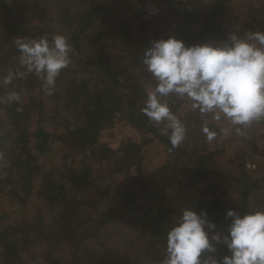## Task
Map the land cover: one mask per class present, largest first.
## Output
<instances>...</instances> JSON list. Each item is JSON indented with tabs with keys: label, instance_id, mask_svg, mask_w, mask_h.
Returning a JSON list of instances; mask_svg holds the SVG:
<instances>
[{
	"label": "trees",
	"instance_id": "obj_1",
	"mask_svg": "<svg viewBox=\"0 0 264 264\" xmlns=\"http://www.w3.org/2000/svg\"><path fill=\"white\" fill-rule=\"evenodd\" d=\"M56 1L57 13L51 17L48 7L40 0H0V44H6L9 47L0 48V90L5 87L1 79L5 75L6 67L9 68V65H12L9 64L10 56L13 54L16 57L15 52L18 51L16 39L27 42L35 37L64 35L72 46L71 56H77L80 60L85 49L89 48L85 45L86 37L104 39L106 33L108 36L114 33L116 41H119L116 35L122 37L119 41L121 43H116L117 46H122L121 49L127 50L126 55L110 50L114 52V57L121 58L119 63H128L133 65L134 69L144 66L142 51L145 47H149L152 38L144 34L138 37L135 34L143 25V22H140L133 30V18L139 16L137 12L121 17L119 14L113 15L115 12L107 3L99 4L94 1V3H89L91 5L87 3L83 7H77L80 0H75V6L69 4L67 2L69 0ZM169 1L172 3L173 0ZM179 1L181 3L186 0ZM190 1L187 0L186 7L182 8L187 16L196 11L188 7ZM206 1L211 5L210 8L199 10L197 14L192 15L195 16L192 19L194 25H198L192 29V33H186L190 36L189 40L194 38L195 44L202 43V37L218 40L224 38L222 23L227 17L228 7L223 0ZM31 2L32 5H36L38 11L31 13L26 11V5H30ZM147 2L148 0H140L142 9ZM24 11L27 15H23ZM26 17L36 20L34 27H27L24 22H27ZM110 17L115 18L113 26H108ZM47 21L51 25H48ZM37 28L38 33L34 36ZM49 29L54 32L50 34ZM99 60L101 63L93 70L80 67L62 69L56 77V89L46 91L43 87L44 82H42L40 91L37 93L40 96L39 100L30 97V102L27 104L17 101L6 103L2 100L1 102L0 108L4 112L0 113V192L4 193L3 195L11 205H17L20 208L21 215L13 221L0 223V264L16 262L27 264L29 260L22 262L25 258L23 251H26L27 247L30 248L32 244L38 245L40 256L48 262L42 264H101L105 259L100 254L101 252L106 253V250L103 248L100 250L94 244L101 243L102 232L112 230L118 236H123L124 233L127 243H137L141 246L140 248L144 249L147 255L145 264H161L167 231L175 217L180 214L181 209L187 206L181 198H174L175 192L180 196H185L192 186L202 188L201 196L189 201L193 210L197 213L206 210L208 219L216 223L218 228L229 223V220L225 219V213L229 208L219 195L221 182L212 178L213 173L208 167L213 162L215 153L210 148L207 150L208 147L195 146L197 145L194 140L196 138H190L185 145L181 144L172 148L168 135L162 134L164 124L156 125L141 111L144 99H147V93H143L142 97L132 101L127 100V97L119 93V87L123 88L124 85L122 72L117 70L120 68L119 65L112 67L111 64L105 63L106 60L102 55L99 56ZM86 71L90 73L99 71L110 79L108 83L111 84L92 85L90 79L82 75ZM61 74L65 77L62 78ZM23 81L25 80L18 82ZM33 82L28 81L26 84L33 86L35 85ZM49 92L56 97L52 109L47 107V101L51 97ZM50 100L53 99L50 98ZM167 101L170 110L179 117L177 111H180L182 99L172 95L167 98ZM48 110L53 112L51 116H54L57 122L61 120L63 123L61 125L64 126L63 131H61L60 123H56V131H54L39 122L31 138L30 119L36 118L42 121V118H45V111L48 113ZM116 113L122 114L129 123L143 132L140 142H131L121 146L119 149L122 155H117L118 160L113 159L112 182L113 180L121 181L123 182L122 187L113 190L110 186L103 184L105 181L98 182L97 175L94 176L86 165L75 166L66 163V166L49 170L38 163L32 151L34 138L42 151L47 149L46 142L50 138L53 141L59 140L60 145H64L66 150L81 148L80 151L75 152L73 161H76L80 154L85 157H102L109 149L103 147L98 136L104 126L113 123ZM259 120L262 121L264 128V118ZM206 121L209 126H215L211 119H206L199 113L189 122L190 130L194 132L199 129L202 135V125ZM2 132L3 135H1ZM200 135L197 137L200 138ZM156 139H160L168 147L169 157L172 159L155 172H148L142 164L143 160L146 163L148 157L145 149L149 150L146 145ZM258 145L256 152H261ZM86 150H89V153ZM170 153H174V156L172 157ZM187 154L190 156L187 159L188 162L183 163V166L180 165V158ZM128 164L129 166L138 165L137 171L140 174L124 175L121 180H118L115 174L121 172ZM243 171L244 180L240 183L245 192H248L251 191L249 189H252L254 183L251 181L250 174ZM170 189L176 191L168 194ZM33 195L35 197H32ZM260 196L264 199V194ZM157 198L161 199L159 205L148 203L149 200ZM34 199L37 202L46 203L49 209L47 216L44 212L41 214L35 212L32 204ZM247 206V197H245L244 210L241 215L252 212L247 209ZM261 210H264V207ZM2 217H5V214H2ZM120 222L123 225L120 226ZM76 237L77 239L74 240ZM69 245L71 249L76 248V250L68 258L63 255L60 257L62 250L66 252L70 249ZM74 245L76 246L73 247ZM90 246H93L92 251ZM54 253L60 258H55ZM228 254L225 246H217L216 256L218 258ZM135 263L139 264L138 260L131 264ZM126 264H130V261Z\"/></svg>",
	"mask_w": 264,
	"mask_h": 264
},
{
	"label": "rangeland",
	"instance_id": "obj_2",
	"mask_svg": "<svg viewBox=\"0 0 264 264\" xmlns=\"http://www.w3.org/2000/svg\"><path fill=\"white\" fill-rule=\"evenodd\" d=\"M97 2L99 4H108L113 11L115 12L113 15H120L121 17H127L130 16L133 12L138 13V18H133V30L137 27L138 23L143 22V25L135 32V34L139 37L142 34L147 35L151 37V41L160 39V38H167L169 36H174L177 39H180L184 41V43L188 46L194 45V38L193 40H189V35L186 33H192V29L197 27L198 24L194 25V19L195 15L197 14V11L199 10H205L207 8H210V4L206 0H191L189 8L196 9L192 13V15H186L184 10L182 8L186 7L187 0L184 2L179 3V0H173L172 3H170L169 0L165 1H149L147 2V5L143 7L140 5V0H80L77 7L79 6H85V4L94 3ZM179 1V2H178ZM224 3L227 5V17L223 21L222 25V31L224 34V38L221 39H207L206 37H202L201 41L202 43L205 42H212V43H219L222 41H225L227 39V36L230 33H237L238 35H243L245 31H264V0H223ZM42 4H45L46 7H48L49 15L52 17L53 14L57 13V9L55 7V4H57L56 0H40ZM69 4L74 5L75 0H69L67 1ZM66 2V3H67ZM30 5H26V11L29 13L38 11L36 8V5H32V2L29 3ZM34 4V2H33ZM172 4V6H170ZM91 5V4H89ZM82 9V8H81ZM142 10V11H141ZM208 10V9H207ZM26 11L23 12V15H27ZM1 15V14H0ZM236 16H238L236 18ZM194 17V18H193ZM27 27L32 28L36 24V20H32L28 17ZM132 18V17H131ZM114 17H110L108 20V26H113V20ZM31 22V24H30ZM48 22V21H47ZM48 25H51L48 22ZM54 25V24H53ZM59 25H57L58 27ZM131 26V25H130ZM112 29V27H110ZM199 29V26H198ZM51 30V29H49ZM56 30V29H55ZM54 32L51 30L49 32L52 34ZM38 33V28L36 29V33L34 36H36ZM210 33V31H208ZM211 34V33H210ZM219 35V34H218ZM49 39H51V36H47ZM116 37L119 39V41L122 39L121 36ZM87 42L85 45L86 47H89L85 49L82 59L79 60L77 56H71V63L66 68L75 69L77 67H80L81 69H90L93 70L96 68L101 62L99 60V56L102 55L103 58L106 60L105 63H109L112 65V67H115L116 65H119L120 68H117L118 72H122L123 75V88L119 87V93L120 95H123L127 97V100H134L139 97H142L143 93H148V91L154 86V80L150 73H148L145 69V66L140 68H133V65L125 64V62L119 63L120 59L119 57H114V52L112 51H118L120 53L126 52L127 50L121 49V47L117 46L116 43H121L119 41H116L115 34L110 33L108 36L106 33V38L101 39L95 38V37H86ZM192 38V37H191ZM199 38V37H197ZM39 38L35 37L37 40ZM19 39H16V41ZM149 42V46L150 43ZM29 42V41H27ZM198 44V43H197ZM201 44V43H200ZM5 47L6 49L9 48L6 46V44H0V48ZM128 47V46H127ZM104 48V50H102ZM114 48V49H113ZM127 49V48H126ZM146 49V47H145ZM144 49V50H145ZM112 50V51H110ZM143 50V51H144ZM142 51V52H143ZM19 53V51H17ZM16 54V57H14L13 54L10 56L9 68L6 67V72L1 81L3 82L4 78L9 75V73L14 74V78L10 84L5 85L4 89L0 90V107L2 105V100L6 103H12L16 101H9L8 96L10 93H17L19 96V100L17 102L22 103H29L30 97H35L36 100L40 99V96L37 95V93L40 91V84L43 82V80L37 76L35 73H27L25 69L20 65L19 56L20 54ZM111 53V54H110ZM125 54V55H126ZM117 74V73H116ZM115 74V75H116ZM84 77H88L91 81L92 85L100 84L101 86H105L110 82V79L106 77L105 75L101 74L99 71H92L82 73ZM61 77L64 78L65 75L61 74ZM20 80H25L23 82H18ZM28 81H34L35 85L30 86ZM56 83V80H55ZM56 89L57 86L54 85L51 89ZM49 89L48 91H50ZM50 93V92H49ZM61 94V93H60ZM51 99L49 98V101H47V107L48 109H52L54 107V100L55 95L52 93ZM168 98V97H167ZM166 98V99H167ZM182 99V103L180 105V111H177V115H179V119L184 123L185 127L187 128V136L183 145L186 144L188 139H194L195 143L198 148L199 147H208L207 150L210 148V150L215 153L214 160L212 163L208 165L209 171L213 173L212 178L215 181H220L221 185L219 186V195L222 197L223 201L226 203L229 209H233L240 214L244 210V198L247 197L248 206L247 209L254 212L257 210H261L264 207V199L261 198L260 195L264 194V128L262 121L259 120L253 121L248 126H239V125H233L226 119H221L220 121H216L212 119L211 114L204 116L206 119H211L214 123V127H211L213 130L217 132V135L215 139H213L211 142H209L206 139L205 134L199 133V129L197 131H191L189 127V122L192 121L193 118H195L199 113L197 111H193L191 108V101H189L187 98H180ZM146 101V99H144ZM38 103V102H37ZM3 107V106H2ZM4 112L0 108V113ZM49 113V114H48ZM45 111V118H42V121L34 119H30L29 121V130L32 136H34V133L36 131L37 126L39 125V122H42L44 126H48V129H53L56 131V123L63 124L61 120L57 122V119L54 116H51L53 112L48 110ZM47 115V116H46ZM122 117L123 115L120 114ZM203 123H201L202 125ZM158 126H161L163 124H156ZM204 124L202 125V127ZM63 131V125H61ZM3 135V132L1 133ZM201 136L200 138L197 136ZM160 141L159 145H162L163 147H166V151L163 152L162 148H159L157 144H151L148 146V149H145V154L151 155L154 152L156 154L152 155L151 159L159 160L157 163H161V165H164V161L167 159H172L169 157V149L167 146H165L160 139H156ZM33 141V142H32ZM32 151H34L38 163L46 169L53 170L56 167H62L66 166L67 164L75 165V166H87L91 171L93 172L94 176L98 178V182L103 183L102 181H105L103 184L110 186L113 190H116L120 187H122L123 182L121 181H115L112 182V177L114 174H112L113 171V159L118 160V157L121 154L120 147H108L105 144L103 147L109 149L107 150V153L103 154L102 157H85L84 155L80 154L77 156V160L73 161L74 154L76 151H80L81 148L77 150V148H71L67 149L64 145H60L59 140L53 141L52 138L48 139L46 142L47 149L40 150L37 146V143L35 141V138L32 140ZM206 143V144H205ZM34 144V145H33ZM260 146L261 152H256V146ZM145 146V147H146ZM65 147V149H64ZM164 149V148H163ZM144 151V149H143ZM162 151V152H160ZM87 153H89V150H86ZM172 157L174 156V153H170ZM119 155V156H117ZM191 155V154H189ZM165 156H167L165 158ZM190 156L182 155V158H180L179 163L183 166V163H187ZM192 157V156H191ZM143 163L146 165L145 170L147 171H156L155 169L152 170L157 166V164L154 161H151L150 164L147 162ZM71 162V163H70ZM67 163V164H66ZM130 163V162H127ZM132 163V161H131ZM133 164V163H132ZM158 166L157 168L161 167ZM179 166V165H178ZM180 166V167H182ZM142 167V166H141ZM138 165L129 166V164L118 174H115V177L118 178V180H121L124 175H131V174H140V172L137 171ZM43 170V169H42ZM248 172L250 174L251 181L254 183L252 184V189H249L251 191L245 192V189L243 188L242 184L240 183L243 179L242 172ZM173 171V170H172ZM1 173V169H0ZM6 176V173H5ZM177 177V176H176ZM215 177V178H214ZM257 179H260L259 181H255ZM1 187V186H0ZM175 191V189H170L168 191V194H171ZM202 188L198 186H192L190 190H188V194L185 196H180L181 200L184 201V203L187 205L185 208H189L193 210V206L191 204L189 205V201L191 199H196L197 197L201 196ZM4 193L0 192V223H6L7 221H13L16 217H19L21 215L20 208L17 205H11L10 201L7 200L6 196L3 195ZM247 195V196H246ZM32 197H35L34 195ZM164 197V196H163ZM161 198V197H160ZM157 198L156 200H149V204L151 205H159L161 202V199ZM165 198V197H164ZM33 208L35 209V212L38 214H41L44 212V215L47 216V211L49 210L46 207V203L37 202L36 199H34ZM38 203V204H37ZM40 204V205H39ZM261 204V206L259 205ZM2 214H5V217H2ZM2 217V218H1ZM119 225H123V223H119ZM227 225H221L218 229L226 230ZM89 232V231H88ZM117 233L112 231L102 232L101 233V243H95L94 245L97 246L100 250L103 248L106 250V253L101 252V256L104 257L105 261H103L101 264H126L134 263L135 260H138L139 264H145L146 260V254L144 252V249L140 248L141 246L137 243H127V237H125L124 233L123 236L116 235ZM79 235V234H77ZM83 236L82 234H80ZM123 237V238H122ZM77 237L74 239L76 240ZM162 240V239H161ZM71 243V242H70ZM160 243V241H159ZM29 246V245H28ZM74 245L73 247H75ZM94 246V247H95ZM70 249L66 252H61L60 257L68 258L72 255L73 251L75 249H71V245H69ZM91 251L93 246H90ZM60 250V249H59ZM57 251V249L55 250ZM24 252V261H28L29 263L34 264H42V263H48L46 262L43 257L40 256V252L38 249V245L32 244L29 247L26 248V251ZM57 253V252H56ZM56 253H54L55 258H60L56 256ZM63 255V256H62ZM88 257V256H87ZM86 257V258H87ZM64 259V258H61ZM86 261V260H85ZM26 263V262H25ZM154 263V262H153ZM13 264H19V263H13ZM137 264V263H135ZM156 264V263H154Z\"/></svg>",
	"mask_w": 264,
	"mask_h": 264
},
{
	"label": "clouds",
	"instance_id": "obj_3",
	"mask_svg": "<svg viewBox=\"0 0 264 264\" xmlns=\"http://www.w3.org/2000/svg\"><path fill=\"white\" fill-rule=\"evenodd\" d=\"M20 65L43 80L46 91L71 63L73 49L64 35L16 41ZM142 55V64L154 80L141 111L155 124H164L172 148L187 135L184 123L170 110L167 97L187 98L193 111L202 117L222 118L233 125L248 126L264 118V31L233 32L225 41L188 46L174 36L151 41ZM14 78L9 73L5 85ZM51 94V93H49ZM9 101H18L10 93ZM211 142L217 132L206 121L202 127ZM226 230L208 219L206 210L189 208L172 222L166 234L161 264H264V210L241 215L229 209ZM229 254L217 257V246Z\"/></svg>",
	"mask_w": 264,
	"mask_h": 264
},
{
	"label": "built area",
	"instance_id": "obj_4",
	"mask_svg": "<svg viewBox=\"0 0 264 264\" xmlns=\"http://www.w3.org/2000/svg\"><path fill=\"white\" fill-rule=\"evenodd\" d=\"M142 137V131L129 123L120 113H116L113 118V123L103 127L98 136V140L108 147L113 148L116 146L115 148H119L131 142H140Z\"/></svg>",
	"mask_w": 264,
	"mask_h": 264
},
{
	"label": "crops",
	"instance_id": "obj_5",
	"mask_svg": "<svg viewBox=\"0 0 264 264\" xmlns=\"http://www.w3.org/2000/svg\"><path fill=\"white\" fill-rule=\"evenodd\" d=\"M157 144V146L160 144V141H158V140H154V141H152L148 146H150L151 144ZM147 146V147H148ZM159 148H161V147H163L162 145H159L158 146ZM164 148V149H163ZM162 148V150L165 152L166 151V149H165V147H163ZM160 152H162V151H160ZM154 154H156V153H153V154H151V155H149L148 154V157H147V160H148V163L150 164V162L151 161H154L156 164H157V166L155 167V168H153L152 170H157L158 168V166H160L161 165V163H157L159 160H156V159H152V160H150L151 159V157H152V155H154ZM167 156H165V158H166ZM145 162V161H144ZM167 162V159L164 161V164ZM145 167H146V165H144ZM162 166V165H161ZM149 172V171H148ZM152 172H154V171H152ZM176 191V190H175ZM175 199H180V194L179 193H176L175 192V197H174Z\"/></svg>",
	"mask_w": 264,
	"mask_h": 264
}]
</instances>
